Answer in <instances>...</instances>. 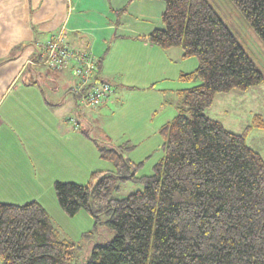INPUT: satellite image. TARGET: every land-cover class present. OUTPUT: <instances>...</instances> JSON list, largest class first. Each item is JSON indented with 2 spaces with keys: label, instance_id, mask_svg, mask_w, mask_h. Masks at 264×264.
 <instances>
[{
  "label": "trees",
  "instance_id": "16d2710c",
  "mask_svg": "<svg viewBox=\"0 0 264 264\" xmlns=\"http://www.w3.org/2000/svg\"><path fill=\"white\" fill-rule=\"evenodd\" d=\"M163 1L164 28L145 38L196 57V68L180 79L198 83L178 92L177 113L160 128V161L151 175L137 177L123 154L100 147L116 171H93L84 184L54 181L57 202L68 215L85 209L108 216L114 235L95 244L84 264H264V159L246 143L264 120L256 114L236 133L204 112L215 94L258 85L264 73L209 0ZM230 1L264 45V0ZM126 180L141 188L110 197ZM71 246L38 201L0 202L1 264H70Z\"/></svg>",
  "mask_w": 264,
  "mask_h": 264
},
{
  "label": "crops",
  "instance_id": "0c3cea01",
  "mask_svg": "<svg viewBox=\"0 0 264 264\" xmlns=\"http://www.w3.org/2000/svg\"><path fill=\"white\" fill-rule=\"evenodd\" d=\"M124 5L126 11L118 15ZM164 9L163 0H0V59L16 53L0 63V202L36 200L44 207V164L51 159L54 166L58 157L75 161L72 146L81 127L75 111L90 115V106L78 105L70 92L74 76L69 69L29 63L39 59V45L63 30L70 46L86 47L97 57L101 78L113 87L109 98L93 107L99 115L111 113L126 96L137 106L147 93L164 102L163 92L129 87L171 79L179 86L162 89L175 93L184 88L180 73L195 68L179 47L163 49L145 38L164 28ZM250 88L225 93L244 96Z\"/></svg>",
  "mask_w": 264,
  "mask_h": 264
},
{
  "label": "rangeland",
  "instance_id": "374dc122",
  "mask_svg": "<svg viewBox=\"0 0 264 264\" xmlns=\"http://www.w3.org/2000/svg\"><path fill=\"white\" fill-rule=\"evenodd\" d=\"M209 1L264 73V45L235 5L230 0ZM189 58L196 62V68L197 58L194 56ZM189 64L191 65V62ZM180 80V86L184 88L198 83L196 80ZM44 82L45 80L42 81ZM158 83L156 86L137 84L129 87L140 90V92L146 88L154 92H163L166 95L164 102H160L157 95L149 98V93H147L143 101L139 103L140 106L126 96L122 105L113 107L110 110L111 113L105 116L99 115L97 108L93 107H87L90 115L88 113L86 118L76 110L75 116L79 118L81 127L75 132L77 135L74 146H72L76 154L75 161L58 157L54 166H52L51 159L44 164L47 172L44 183L47 189L44 188L45 193L41 201L59 237L73 244L71 246L73 257L70 264H84L93 246L111 239L114 230L108 225L106 213H100L94 217L87 210L81 209L74 215H68L57 202L51 177L56 179L55 181L84 184L89 181L90 173L93 171H116L110 160L101 157L100 147L114 148L123 154L125 159L135 165V176L151 175L154 165L163 155L160 128L177 113L180 104V94L177 93L180 90L176 89L177 92L171 93L173 89L169 90L171 92L162 89L166 86L178 87L177 83L171 82V79ZM240 94L217 93L210 108L206 110L210 117L217 118L226 129L236 133H241L246 126L251 125L253 116L256 114L261 115L264 120V82L248 89L244 96ZM119 97L123 96L119 95ZM70 119H74V116ZM80 135H83L85 141L81 142L78 139ZM246 143L264 159V128L251 127L246 135ZM140 188L141 182L138 180L118 181L110 197H122Z\"/></svg>",
  "mask_w": 264,
  "mask_h": 264
},
{
  "label": "built area",
  "instance_id": "2783aa9c",
  "mask_svg": "<svg viewBox=\"0 0 264 264\" xmlns=\"http://www.w3.org/2000/svg\"><path fill=\"white\" fill-rule=\"evenodd\" d=\"M39 50V59L29 63L69 69L74 76L70 92L78 105L98 107L111 95L113 87L110 82L101 78L97 57L86 47L70 46L63 30L41 43Z\"/></svg>",
  "mask_w": 264,
  "mask_h": 264
}]
</instances>
